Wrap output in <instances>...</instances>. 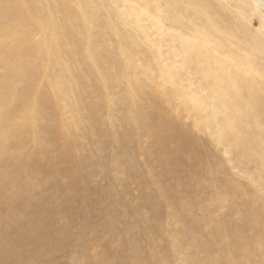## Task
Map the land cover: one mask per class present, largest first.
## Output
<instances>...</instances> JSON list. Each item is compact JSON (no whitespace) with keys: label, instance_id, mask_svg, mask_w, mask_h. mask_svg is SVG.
<instances>
[{"label":"bare ground","instance_id":"6f19581e","mask_svg":"<svg viewBox=\"0 0 264 264\" xmlns=\"http://www.w3.org/2000/svg\"><path fill=\"white\" fill-rule=\"evenodd\" d=\"M222 1L160 3L185 26L164 64L149 32L168 28L137 17L159 1L0 0V264H58L77 247L82 264H176L186 251V264H264V3ZM213 147L241 174L254 164L256 184L234 179ZM95 176L104 184L91 188ZM91 222L93 243L119 237L135 255L91 252Z\"/></svg>","mask_w":264,"mask_h":264},{"label":"rangeland","instance_id":"374dc122","mask_svg":"<svg viewBox=\"0 0 264 264\" xmlns=\"http://www.w3.org/2000/svg\"><path fill=\"white\" fill-rule=\"evenodd\" d=\"M159 1V3H157ZM162 1H164V0H162ZM162 1H160V0H156V3L157 4H154V3H151L150 4V7L149 6H147L148 7V9H147V7L145 8L143 5H142V7H141V5L139 4V3H137L136 5H138L137 6V8H139V9H141V10H143L142 8H145L144 10V13L141 15V14H138L137 15V17H139V18H141V22H142V24L143 25H145V26H150L152 23H155V22H158V20H159V22H161L162 23V25L166 28H168V29H166L164 32H165V34L163 35V34H159V33H157L156 31H154V30H150V36L152 35V37H154L155 39H161L162 38V43H160V46H161V58H163V62H164V64H165V61L166 60H164V57H166L165 55H166V53H171V52H175V50H176V48L174 47V42H172L171 40H170V42H168V40L170 39L169 38V35L170 34H172V35H175V33L176 32H178V33H176V36L178 35H180V36H183V37H185L184 35V33H185V26L183 25V24H181V23H177V22H170V21H165V16L162 14V12H160V8H158L159 6H161V4L163 5V7L164 6H166V2H162ZM215 1V3H217V4H223L224 5V3H223V1L222 0H214ZM263 1V3H264V0H261V2ZM161 3V4H160ZM157 5V6H156ZM185 5V4H184ZM225 6V5H224ZM227 6V5H226ZM154 7V8H153ZM225 8V7H224ZM151 9V10H150ZM182 9V8H181ZM181 9H177V10H175V12H177V13H173V16L175 17V16H179L182 12V10ZM262 10V9H261ZM264 12V11H263ZM145 13H147V15L145 14ZM160 14H162V15H160ZM177 14V15H176ZM183 14V13H182ZM172 16V17H173ZM177 16V17H178ZM181 16V15H180ZM145 17V18H144ZM148 17V18H147ZM152 17V19L149 21V19ZM177 17H175V18H177ZM182 17V16H181ZM181 17H179V18H177V19H180ZM156 18V19H155ZM185 17H183V18H181L180 20H184L185 21V19H184ZM147 19V20H146ZM121 23V22H120ZM165 23V24H164ZM172 23V24H171ZM122 26V25H121ZM124 26L126 27V25L124 24ZM181 27H183V28H181ZM180 28V29H179ZM181 29H182V31H181ZM184 29V30H183ZM168 30V31H167ZM172 30H173V32H172ZM166 31H167V33H166ZM182 34H180V33ZM113 39H115V37H107V39H106V42H107V44L109 45V46H111L112 47V44H113ZM149 42V41H148ZM150 43V42H149ZM149 48H151V49H153L152 51H154L155 49H157V48H155L154 46H148V49ZM171 50V51H170ZM163 52H164V56H163ZM183 74L185 75H183L182 74V77H181V85H183V88H184V91H185V95L187 96H190V95H192V93H193V90L195 91V87H196V85L195 84H192L191 83V79H190V77L189 76H186V75H188L189 74V72H187L186 70H183ZM187 77V78H186ZM159 82L161 83V85L164 87V88H166V89H168V90H171L172 89V91L173 90H176V86H170V85H168L167 83H164L163 81H162V79H160L159 80ZM191 86H190V85ZM171 88V89H170ZM192 88V89H191ZM114 96L116 97L117 95L114 93ZM185 113H183L184 115H183V117H184V119H185V121L187 122V124L189 123V124H191L192 122V119H190L189 118V115H188V113H187V109H185ZM116 113L117 114H119V113H121V111H119V110H116ZM187 113V114H186ZM106 115H108V117L106 116ZM110 113L109 114H105L104 116H103V118H105L106 120H108L109 118H110ZM66 116H67V119L70 117L71 118V116H70V114L68 113V114H66ZM185 116H186V118H185ZM107 117V118H106ZM69 118V119H70ZM68 119V120H69ZM104 119V120H105ZM71 120V119H70ZM190 121V122H189ZM185 122V123H186ZM76 132L80 135V134H82L83 133V129H81V128H78L77 130H76ZM81 132V133H80ZM203 130L201 129V130H198L197 132H196V134L197 135H199V137H205L206 135H205V133L203 132ZM84 143L85 144H87L85 141H84ZM88 145V144H87ZM212 152H214V154L217 156V157H219V159L222 161V163L223 164H225V166L227 167L228 165L230 166H228L229 168H231V169H229L228 167V169H229V171H230V173L232 174V176L234 177L235 176V178L234 179H237V181L239 180V183L240 184H249V187L251 186H253V185H255L256 184V181L254 182V181H252V172H255V167H254V164H250L249 165V169H248V171L250 172L249 174V176L247 175L246 176V174L244 173V174H241V170H240V168L237 166V165H235V164H233L232 163V159H231V157H230V155H228V154H226L224 151H223V149H222V147H213V151ZM222 158V159H221ZM138 160H140V161H142L143 162V157H139V159ZM225 160V161H224ZM139 161V162H140ZM141 162V163H142ZM229 162V163H228ZM224 166V165H223ZM232 170V171H231ZM243 173V172H242ZM243 176V177H242ZM245 178V179H244ZM247 178V179H246ZM245 180H246V182H245ZM241 181V182H240ZM250 181H251V183H250ZM209 182V183H208ZM204 183H206L205 185L206 186H214V182H212V180L210 179L209 181L208 180H205L204 181ZM211 183V184H210ZM104 184V181L100 178V177H98V176H95V177H93L92 178V180H91V182H90V187L91 188H96V187H99V186H101V185H103ZM211 186V187H212ZM149 192L151 191L150 189L148 190ZM260 191V190H259ZM216 193L217 194H219V195H217V198H222V199H220V200H225L226 198H224L225 196H224V194H222V193H220V191H218L217 189H216ZM222 194V196H220ZM263 194V193H262ZM126 197H127V199H128V201L132 204V205H136V203H137V197H138V188H137V186H136V184H131L130 185V189H129V192L127 193V195H126ZM227 200V199H226ZM226 200L224 201V202H226ZM207 206V204L206 203H203V206L204 207H206ZM226 205V204H225ZM223 208V209H222ZM227 207L225 208L224 206L223 207H221V208H219V209H217L216 210V212H215V210H212L211 211V218H213V219H217V218H220L227 210ZM226 210V211H225ZM144 212V214H146L147 212H145L146 210H143ZM167 213H166V215H165V218H164V222L160 225V228L164 231V232H166L167 233V235H168V237H169V239H170V241H173L174 239H175V230H176V225L173 223V221H172V219L170 218V216H169V209H167V211H166ZM223 213V214H222ZM215 215V216H214ZM233 219H239V218H241V214H239V213H237V214H235V215H233ZM117 222H118V225H117V228L119 229L120 228V226H121V228H122V226L124 225V220H123V217L122 216H120V215H117ZM120 223V224H119ZM97 225V227H98V225H99V223H95V222H91V223H89V224H87L88 226H87V228H86V239H85V241H86V244L87 245H89L90 246V251L91 252H93L94 254H98V255H102L103 254V252H104V250H106L105 248H107V250H110V251H112V252H115V253H118V254H123V253H125V251H126V253L129 255V257H133L134 255H135V248L134 247H129L128 249H127V247L121 242V240H120V238L119 237H116L115 239H112V240H110L109 239V236H107V235H105L104 236V242H105V245L103 244V243H100V244H97V243H93L92 241L94 240V236H95V230H96V228L95 227H93L94 225ZM91 225H92V227H91ZM120 225V226H119ZM137 225L139 226L140 225V223H138L137 222ZM136 226V225H135ZM90 227V228H89ZM140 228V227H139ZM138 227L136 228V230H137V233H138V231L141 229H139ZM89 229V230H88ZM135 230V231H136ZM145 235V234H144ZM140 238H141V240H140ZM149 237H148V234L146 235V236H141V237H138V243H139V248H141V250H142V248H145L146 247V245H147V243H148V241H149V239H148ZM143 239V240H142ZM145 241H146V243H145ZM92 242V243H91ZM143 244H145V245H143ZM141 245V246H140ZM79 248L80 247H77V248H75L74 250H73V252H72V254L70 255V256H67V257H63V258H59L58 259V264H75V262H78V264H82L83 262H84V260L82 259V255H81V252H80V250H79ZM133 248V249H132ZM130 249V250H129ZM132 250V251H131ZM129 251V252H128ZM134 251V252H133ZM75 252V253H74ZM185 254H187V251L185 252V253H182L180 256H178V258H176V259H174V262L177 264V262L176 261H178V264H186L187 263V261H188V258H187V256H188V254L187 255H185ZM185 256V257H184ZM73 257H74V259H73ZM187 258V259H186ZM118 258L116 257V258H114V259H112L111 260V263H117L118 261H119V259L117 260ZM186 260V261H185ZM115 261V262H114ZM60 262V263H59ZM173 262V263H174Z\"/></svg>","mask_w":264,"mask_h":264}]
</instances>
